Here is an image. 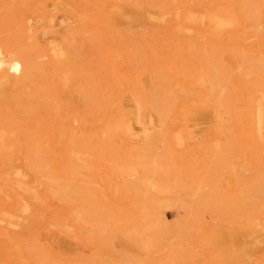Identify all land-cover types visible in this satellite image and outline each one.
Here are the masks:
<instances>
[{
    "label": "bare ground",
    "instance_id": "obj_1",
    "mask_svg": "<svg viewBox=\"0 0 264 264\" xmlns=\"http://www.w3.org/2000/svg\"><path fill=\"white\" fill-rule=\"evenodd\" d=\"M263 11L264 0H0V264H69L42 244L37 227L51 222L37 202L74 203V221L87 223L98 182L84 189L81 177L102 147L117 159L105 192L130 204L112 213L116 232L139 244L136 230L150 229L148 246L181 241V224L159 229L157 202L183 184L207 188L202 200L235 207L229 256L264 264V39L254 46L241 32ZM130 26L146 33L135 45ZM159 146L172 165L189 158L177 166L195 175L174 183ZM225 172L236 184L221 183Z\"/></svg>",
    "mask_w": 264,
    "mask_h": 264
},
{
    "label": "rangeland",
    "instance_id": "obj_2",
    "mask_svg": "<svg viewBox=\"0 0 264 264\" xmlns=\"http://www.w3.org/2000/svg\"><path fill=\"white\" fill-rule=\"evenodd\" d=\"M170 1L175 2L178 0ZM260 15L262 20L259 23L254 19L249 20L244 23V28L241 31L248 38L247 42L252 43L254 46H257L259 41L264 39V11ZM145 34L143 28L130 26L125 32V37H130L132 44L135 45L138 42V37L141 38ZM133 47L134 51H138L140 48V46ZM126 102H128V106H131L128 98H126ZM205 123H207V120L202 119V117L193 121V124L201 128L195 134L198 136L196 141L198 145L202 144L203 135L204 137L207 135V131L204 130ZM164 136L167 137L169 135L164 133ZM234 143L235 141L233 140L226 146L230 153L234 152V147L236 148ZM103 150L102 147L98 156H96L99 159V164H96V168H93L91 173H88L87 170L83 171L81 177L84 189L89 186L90 181L98 182V185H94V187H97L98 192H96L97 194L93 197V200L90 201L89 204L91 206L89 209H82L89 218L87 223L81 221L78 225L74 221L75 210L70 209L75 205L74 203H71V206H66L67 204L56 199H52L54 203L45 200L37 202L41 209L37 212L41 222L43 223V219L51 222L48 227L40 225L37 227L42 244L50 245V250L52 249L54 253H63L68 258L69 264H169L170 261H172L171 264H211L214 259L213 254L216 255L215 260L218 264H238L237 258L230 257L229 250L225 246L230 230L233 231L239 226L238 219L234 215L235 212H233L235 207L229 209L224 207L222 203L216 204L212 199L207 202L202 200L201 196L206 194L207 188L196 191L194 186L190 187L183 184L176 186L172 190V199L165 198L157 202V211H160L162 215L164 214L165 218L162 224L158 223L159 229L163 227L172 229L174 226L181 224L182 237L184 238L181 241H177L171 235H168L167 241H160L154 246H148L145 244V235L148 234L150 229L146 231L145 229L136 230L139 236L135 239L138 240L139 244H136L134 237H130L131 240L128 239L125 232L121 234L116 232L120 221H114L112 213L120 212V208L124 207L126 203H128L127 207L130 204L126 201L128 197L117 196L115 187L110 189L114 195L111 194L110 190L108 194L105 192L104 186L106 184L109 185L106 177L108 175L107 167H112L114 161L117 165V159L111 152L104 156ZM125 150L126 144L123 143L119 147L118 152L122 153ZM164 150L165 153H168L167 146H165ZM164 150L159 146L154 149V155L164 156L163 159L167 170L170 172L173 170V173H178L173 176L174 183L180 181L179 178L188 179L186 174L195 175L191 167L183 170L177 166L178 164L182 166L184 162L190 163L189 158L181 159L178 157L175 160L177 163L172 165L171 163L174 160L171 156H165ZM199 160L200 157H197L195 165L197 172H200L201 164ZM82 164L84 165L85 163L82 162ZM83 165L82 167H85ZM182 172L183 174H181ZM220 178L223 179L221 183L227 186L236 184L233 179V173L225 172ZM113 179L118 185L121 184L120 180L114 177ZM71 200L73 201L72 198H68V201ZM76 201L82 203L83 199L78 198ZM230 214H232V219L229 217ZM100 218H106V221L102 222L103 226L100 225ZM131 218L128 220L129 223L132 221ZM53 220L56 222H53ZM153 228L158 230L157 225H153ZM153 228L152 231H154ZM155 238L157 240L159 236ZM208 239L212 243V250L208 247L198 248L199 240ZM224 253L226 254L225 256ZM227 255L228 262L225 263L224 259ZM258 257L259 255L253 256L250 264H255Z\"/></svg>",
    "mask_w": 264,
    "mask_h": 264
}]
</instances>
